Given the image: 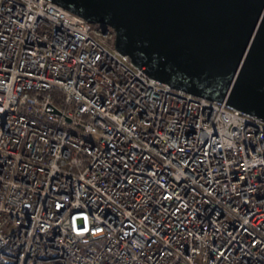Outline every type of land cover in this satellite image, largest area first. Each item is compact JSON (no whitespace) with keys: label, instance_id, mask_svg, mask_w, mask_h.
<instances>
[{"label":"built area","instance_id":"built-area-1","mask_svg":"<svg viewBox=\"0 0 264 264\" xmlns=\"http://www.w3.org/2000/svg\"><path fill=\"white\" fill-rule=\"evenodd\" d=\"M112 41L0 0V264H264V122Z\"/></svg>","mask_w":264,"mask_h":264},{"label":"water","instance_id":"water-1","mask_svg":"<svg viewBox=\"0 0 264 264\" xmlns=\"http://www.w3.org/2000/svg\"><path fill=\"white\" fill-rule=\"evenodd\" d=\"M144 73L264 122V0H50Z\"/></svg>","mask_w":264,"mask_h":264},{"label":"trees","instance_id":"trees-1","mask_svg":"<svg viewBox=\"0 0 264 264\" xmlns=\"http://www.w3.org/2000/svg\"><path fill=\"white\" fill-rule=\"evenodd\" d=\"M91 26L95 27V26H98V24H91ZM112 44H113V41H112Z\"/></svg>","mask_w":264,"mask_h":264}]
</instances>
